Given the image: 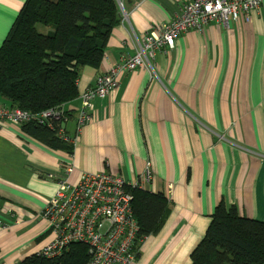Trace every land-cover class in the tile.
<instances>
[{"label": "crops", "instance_id": "0c3cea01", "mask_svg": "<svg viewBox=\"0 0 264 264\" xmlns=\"http://www.w3.org/2000/svg\"><path fill=\"white\" fill-rule=\"evenodd\" d=\"M189 1L120 0L99 68L80 70L79 95L64 107L71 154L0 124L1 264H18L53 240L40 214L61 182L86 173L133 182L150 165L148 190L164 194L169 212L133 264H190L220 201L264 221V6L249 22H212L178 37L152 72L126 73L116 91L94 100L90 122L76 132L80 94ZM24 2L0 0V46Z\"/></svg>", "mask_w": 264, "mask_h": 264}, {"label": "trees", "instance_id": "16d2710c", "mask_svg": "<svg viewBox=\"0 0 264 264\" xmlns=\"http://www.w3.org/2000/svg\"><path fill=\"white\" fill-rule=\"evenodd\" d=\"M120 19L117 0H25L0 46V102L32 114L64 110L79 95L80 70L99 68ZM37 25L44 32L39 33ZM21 130L50 149L72 153V145L61 140L56 129L31 122ZM129 191L140 248L145 238L162 228L169 202L163 193ZM88 260L86 245L72 243L56 258L35 254L18 264H87ZM190 264H264V221L242 217L234 206L220 201L190 254Z\"/></svg>", "mask_w": 264, "mask_h": 264}, {"label": "built area", "instance_id": "2783aa9c", "mask_svg": "<svg viewBox=\"0 0 264 264\" xmlns=\"http://www.w3.org/2000/svg\"><path fill=\"white\" fill-rule=\"evenodd\" d=\"M118 4L121 9V2ZM261 6H264V0H190L179 6L169 21L149 28L132 56H121L80 94L76 132L90 122L93 101L116 91L122 75L140 68L152 72L157 54L172 50L176 39L184 33L202 31L212 22L224 26L229 21L249 22ZM31 122L56 129V135L73 146L74 138L65 135L60 128L64 110L55 108L32 114L0 104V124L22 126ZM66 166L67 173H71L72 165ZM151 179L147 164L133 182L107 173L81 174L76 183L64 180L40 214L53 240L37 255L53 259L70 244L83 243L88 249L87 264H133L140 248L136 246L138 226L132 214L129 190H148ZM6 228L7 224L0 220V230Z\"/></svg>", "mask_w": 264, "mask_h": 264}, {"label": "rangeland", "instance_id": "374dc122", "mask_svg": "<svg viewBox=\"0 0 264 264\" xmlns=\"http://www.w3.org/2000/svg\"><path fill=\"white\" fill-rule=\"evenodd\" d=\"M36 28H37V31H38L39 33L44 32V31H43V30H44V27H42V26H40V25H37Z\"/></svg>", "mask_w": 264, "mask_h": 264}, {"label": "water", "instance_id": "95a60500", "mask_svg": "<svg viewBox=\"0 0 264 264\" xmlns=\"http://www.w3.org/2000/svg\"><path fill=\"white\" fill-rule=\"evenodd\" d=\"M117 2H120V0H117Z\"/></svg>", "mask_w": 264, "mask_h": 264}]
</instances>
